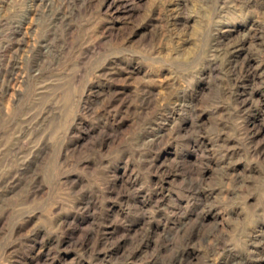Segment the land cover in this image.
Instances as JSON below:
<instances>
[{"label":"rangeland","instance_id":"1","mask_svg":"<svg viewBox=\"0 0 264 264\" xmlns=\"http://www.w3.org/2000/svg\"><path fill=\"white\" fill-rule=\"evenodd\" d=\"M0 264H264V0H0Z\"/></svg>","mask_w":264,"mask_h":264}]
</instances>
